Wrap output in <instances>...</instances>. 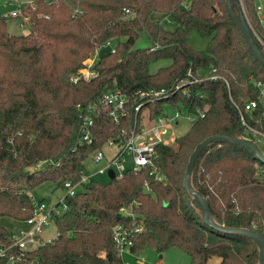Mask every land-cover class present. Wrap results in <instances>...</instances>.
<instances>
[{
    "label": "trees",
    "instance_id": "trees-1",
    "mask_svg": "<svg viewBox=\"0 0 264 264\" xmlns=\"http://www.w3.org/2000/svg\"><path fill=\"white\" fill-rule=\"evenodd\" d=\"M257 6L255 0H35L19 8L29 19L25 36L8 34L9 17L0 15L1 217L24 224L35 188L52 182L64 189L66 182H79L86 175L84 162L108 141L123 144L143 111L149 120L165 117V104L204 114L174 146L155 147L153 168L163 181L145 168L103 184L91 179L64 196L66 209L51 218L56 237L50 242L21 253L11 247L13 231L0 224V264H8L10 255L20 258L14 264H125L112 236L118 225L141 228L131 239L133 255L176 248L190 264L212 258L218 264H259L255 242L233 231L264 239V162L230 141L208 144L188 185L205 199L209 216L194 207L184 187L196 145L217 135L243 139L235 106L258 101L264 88V65L232 18L245 10L264 44ZM260 7L264 17V0ZM153 13L167 15L176 29L164 30L150 18ZM192 33L208 39L204 50L189 45ZM141 35L150 46L134 48ZM251 37L264 55V45ZM113 41V50L94 63L96 77L70 82L85 60ZM159 60L170 64L151 74L150 64ZM113 89L128 98L125 115L113 123L101 113L94 118L92 144H78L79 108ZM161 90L167 96L151 102L140 96ZM122 207L135 219L117 218Z\"/></svg>",
    "mask_w": 264,
    "mask_h": 264
},
{
    "label": "built area",
    "instance_id": "built-area-1",
    "mask_svg": "<svg viewBox=\"0 0 264 264\" xmlns=\"http://www.w3.org/2000/svg\"><path fill=\"white\" fill-rule=\"evenodd\" d=\"M127 11L128 10L125 12ZM257 12L264 27V17L260 6H257ZM5 16H8L9 18L20 17V27H23L25 23L28 24V27L30 25L29 19L21 14L20 9L11 11ZM108 45H110V43L105 44V46ZM95 61L96 59L93 54L92 57L85 60L82 67L70 77V82L76 83L79 80L88 81L96 77L97 72L93 69ZM187 75L190 76V73ZM210 78L216 77L211 76ZM196 81L197 80H194L193 82ZM187 82V79L178 82L175 85V90H178ZM189 82L192 83V81ZM140 96L147 97L148 101L151 102L154 99L161 98L163 96L166 97L167 95H165V92L161 90L149 91L148 93L140 94ZM127 102L128 98L124 95V93H122L119 89H113L104 92L95 102L89 104L88 106L79 108L80 128L78 144H92L91 130L94 126V118L99 116L101 113L107 114L113 123H118L125 115ZM140 108L141 105L135 107V112L138 113ZM235 108L243 129V139L251 141L257 148L260 147L264 151V129L261 128V123H264V88H262L260 92L258 101H250L241 107L235 106ZM177 110L178 109H175L174 119H178L181 115ZM257 111H259V113H257ZM186 113V119L191 122V125H193L199 117L204 116L203 112H198L197 115L189 112ZM173 120L170 121L167 116L157 117L154 120L146 118L145 121H140L137 127L136 124L134 125L133 130L130 132L123 144L115 141L106 142L102 149L94 152L90 156L91 161L98 166L97 171L92 175L86 174L75 184L66 182L64 184V190L66 191L64 196H73L81 190L84 183L93 179L96 175L107 176L108 171L110 170L114 174V179H117L121 178L127 172H138L145 168H152L153 173L155 174V179L163 181V175L158 174L156 169L153 168L155 147L157 145H170L171 140L167 136V128ZM146 191H149L148 188H146ZM31 202L33 206L32 214L25 221L29 228L26 230L21 229L12 234L10 239L11 247L16 248L21 253L35 250L37 247L50 242L49 239L45 241V243H41L40 237L44 229L49 227L52 216L58 215L66 209V206L63 204V199L59 201L61 210H58L56 205L54 207L47 208L43 201H37L32 196ZM134 205H136V203H134ZM118 214L120 217H126L131 220L135 219V216L129 207L120 208L118 210ZM140 231L141 228L138 227L127 230L123 225H118L113 228V241L120 256L125 250L129 252V249L132 246L131 239L133 235ZM3 255L4 251L1 249L0 256ZM19 259L20 258H15L13 255H10L8 257V264H14L19 261Z\"/></svg>",
    "mask_w": 264,
    "mask_h": 264
},
{
    "label": "rangeland",
    "instance_id": "rangeland-1",
    "mask_svg": "<svg viewBox=\"0 0 264 264\" xmlns=\"http://www.w3.org/2000/svg\"><path fill=\"white\" fill-rule=\"evenodd\" d=\"M33 1L35 0H0V15L5 16L9 12L19 9L21 5L28 4ZM261 1L262 0H255L257 4L261 3ZM243 11L245 13V10ZM150 18L152 20L159 22L161 27L166 31L172 32L177 27L175 23L170 21L167 15L160 13H153ZM20 22H21L20 17L8 18L6 21L7 33L15 36L27 35L30 31L28 24L25 23L23 27H20L19 26ZM249 25L251 26L250 23ZM207 42L208 39L202 38L198 36L196 33H192L188 41L189 45L198 51L204 50ZM115 45H116L115 41L110 42V45L104 46L98 51H96L94 53V58L98 59L101 56L108 54L110 51H112ZM149 46H150V41L144 35H141L139 40L135 43L134 48H146ZM169 64L170 61L168 60H159L157 62L150 64L149 72L151 74H154L158 69L166 67ZM177 111L181 115L178 119H174L175 108L169 104H165L163 106V113L168 117V119L170 121L174 119L167 128V136L171 140L170 141L171 146L175 145L174 140L176 138L186 134L191 127V122L186 119L187 113L185 109L182 106H179ZM146 118H147V113L146 111H143L141 113V121L142 120L145 121ZM44 165L45 164L42 165L39 164L37 168L38 167L42 168ZM84 166L87 175L94 174L98 169V166L95 165L90 158L84 162ZM93 179L101 184L106 183L108 181L106 175L103 176L96 175L93 177ZM65 194L66 191L62 187H59L56 183L45 182L33 190L32 197L37 201H43V203L47 206V208H51L54 207L56 204H58L59 201L63 199ZM57 209L61 210V206L58 205ZM0 224H3L4 226L12 230L13 234L21 229L26 230L29 228L26 225V223L24 224L19 223L7 217H1V216H0ZM55 237H56L55 228L53 224L50 223L49 227L44 229L40 237V240L41 243H45L47 239H50L49 241H51ZM121 258L125 264H156L157 262H159V264H190L189 257L185 253L181 252L176 248L168 249L163 253H157L155 250L147 249L144 252H142V254L139 255L130 254L128 251L125 250L121 254ZM218 263H219L218 258H212L211 260H209L207 264H218Z\"/></svg>",
    "mask_w": 264,
    "mask_h": 264
},
{
    "label": "water",
    "instance_id": "water-1",
    "mask_svg": "<svg viewBox=\"0 0 264 264\" xmlns=\"http://www.w3.org/2000/svg\"><path fill=\"white\" fill-rule=\"evenodd\" d=\"M229 1H236V0H229ZM240 5H241V2H240ZM232 18H233V21L237 24L240 31L242 32L244 38L248 42L249 46L251 47V49H252L253 53L255 54V56L257 57V59L264 65V55H263L262 51L255 45L251 36L252 35L255 36L258 40H259V38L255 34L252 27L249 25L243 9L241 11H239L237 14H233ZM261 44L264 45L262 42H261ZM226 141H230V142L235 143L236 145L247 148L251 152L255 153L257 158L260 161L264 162L263 153L255 146L254 143H252L249 140H245V139L234 140V139H231V138L226 137V136L217 135V136L209 137V138L203 140L198 145H196L194 151L192 152V154L189 157V161H188V165H187L186 173H185V178H184V187L193 195L194 207L196 209L202 211L204 213V215H208V216L210 215L207 203H206L205 199H203L201 196H199L197 193H195L190 188V186L188 185V177H189L190 172L194 166V162H195L197 156L208 144H210V143H214V144L215 143H222V142H226ZM107 176H108V179L110 181L114 179V174L111 170L108 171ZM117 218H120L119 214L117 215ZM219 229L225 230L222 228H219ZM226 231H228V230H226ZM233 232L243 234L255 242V244L259 248V264H264V239L259 234L252 232V231H233Z\"/></svg>",
    "mask_w": 264,
    "mask_h": 264
},
{
    "label": "crops",
    "instance_id": "crops-1",
    "mask_svg": "<svg viewBox=\"0 0 264 264\" xmlns=\"http://www.w3.org/2000/svg\"><path fill=\"white\" fill-rule=\"evenodd\" d=\"M258 6H260V3H258ZM164 15H165V14H164ZM200 51H201V50H200ZM47 240H49V239H47ZM47 240H46V241H47ZM156 264H159V262H157Z\"/></svg>",
    "mask_w": 264,
    "mask_h": 264
}]
</instances>
